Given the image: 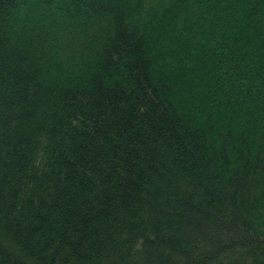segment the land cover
<instances>
[{"label":"trees","instance_id":"obj_1","mask_svg":"<svg viewBox=\"0 0 264 264\" xmlns=\"http://www.w3.org/2000/svg\"><path fill=\"white\" fill-rule=\"evenodd\" d=\"M0 264H264V0H0Z\"/></svg>","mask_w":264,"mask_h":264}]
</instances>
